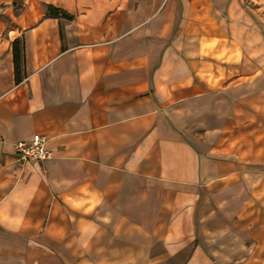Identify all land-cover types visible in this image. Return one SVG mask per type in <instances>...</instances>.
I'll list each match as a JSON object with an SVG mask.
<instances>
[{
    "label": "crops",
    "instance_id": "obj_1",
    "mask_svg": "<svg viewBox=\"0 0 264 264\" xmlns=\"http://www.w3.org/2000/svg\"><path fill=\"white\" fill-rule=\"evenodd\" d=\"M262 162L264 0H0V264H223L219 229L255 264L264 216L221 179Z\"/></svg>",
    "mask_w": 264,
    "mask_h": 264
},
{
    "label": "rangeland",
    "instance_id": "obj_2",
    "mask_svg": "<svg viewBox=\"0 0 264 264\" xmlns=\"http://www.w3.org/2000/svg\"><path fill=\"white\" fill-rule=\"evenodd\" d=\"M250 164L253 165L255 163ZM255 165L264 166V162ZM240 179L245 181L246 185L244 188L238 187L231 190L230 195L234 192L237 194L236 196H240L235 203L232 202L231 206L241 202V200V203H243V193H245V195L248 196V201L246 202L245 208L239 212V216H244L246 214L248 216L247 222L251 223L255 221V219L257 220L259 217L264 216V168L259 170L258 168L257 170H248L247 173L240 177L237 174L230 175L221 179V182L224 184H231L233 181H238ZM219 196L221 197L222 194L220 193ZM213 223L214 225H217L216 223L218 222L214 221ZM219 225H221V222H219ZM214 232L216 235L199 238V241L207 244L212 249L215 259L217 257V259H219L223 264L232 263L237 259L240 260L241 257H238L242 254V252H239V246L244 245L242 236L243 230L242 232L239 231L237 236L232 235L227 229H219ZM234 233L236 234L237 232L235 231ZM255 264H264V258L259 259Z\"/></svg>",
    "mask_w": 264,
    "mask_h": 264
},
{
    "label": "built area",
    "instance_id": "obj_3",
    "mask_svg": "<svg viewBox=\"0 0 264 264\" xmlns=\"http://www.w3.org/2000/svg\"><path fill=\"white\" fill-rule=\"evenodd\" d=\"M14 149L24 161H45L52 157V151L46 145V138L39 133H34L29 142H16Z\"/></svg>",
    "mask_w": 264,
    "mask_h": 264
},
{
    "label": "trees",
    "instance_id": "obj_4",
    "mask_svg": "<svg viewBox=\"0 0 264 264\" xmlns=\"http://www.w3.org/2000/svg\"><path fill=\"white\" fill-rule=\"evenodd\" d=\"M44 8L46 10V13L51 16H61L66 19H70L71 16L64 12L63 10L50 5L46 4L44 5ZM12 54H13V62H14V73L16 80H20L21 76V64L23 61V54H22V43L19 39H15L12 41Z\"/></svg>",
    "mask_w": 264,
    "mask_h": 264
}]
</instances>
